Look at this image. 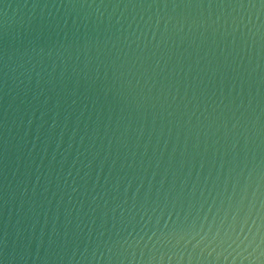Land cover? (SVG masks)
Segmentation results:
<instances>
[{"label": "water", "instance_id": "water-1", "mask_svg": "<svg viewBox=\"0 0 264 264\" xmlns=\"http://www.w3.org/2000/svg\"><path fill=\"white\" fill-rule=\"evenodd\" d=\"M0 264H264V0H0Z\"/></svg>", "mask_w": 264, "mask_h": 264}]
</instances>
